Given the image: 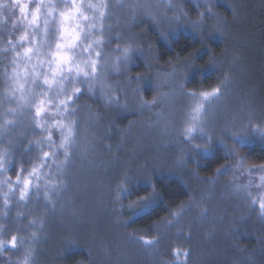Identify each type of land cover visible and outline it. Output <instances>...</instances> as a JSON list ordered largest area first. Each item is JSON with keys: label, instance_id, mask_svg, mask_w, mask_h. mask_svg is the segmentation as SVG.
<instances>
[{"label": "rangeland", "instance_id": "obj_1", "mask_svg": "<svg viewBox=\"0 0 264 264\" xmlns=\"http://www.w3.org/2000/svg\"><path fill=\"white\" fill-rule=\"evenodd\" d=\"M3 2L10 4L11 0ZM21 2L28 3L29 12L35 8V0ZM52 2L57 5V14L48 17L51 24L47 36L43 33L44 16H41L40 28L36 30L27 26L18 8L11 13L4 10V19L0 21V29H22L10 34L8 43L11 40L12 44L6 46L4 41H0V152H6L8 156L18 151L19 146L30 145L40 158V164L45 165L39 170V179L31 177L33 191L27 199H19V191H15L19 189L17 187L8 193L10 203L7 207L4 193L8 192V187L3 183L7 175L0 172V240L7 242L13 235L23 240L15 248L6 243L5 250L0 252V264H21L26 251L31 252V258L53 259L59 257L62 250L71 251L91 243L92 249H85L89 253L90 264H180L184 257L177 259L173 252L177 248L191 252L190 242L194 243V234L196 238L200 235L201 244L209 247L210 236L215 232L213 227H204L196 232L198 223L207 219L205 215L208 213L212 216L211 221L221 224L220 236L230 240L233 228L227 222L223 225L224 221L214 216L221 207L213 202L210 209L195 199L182 207L179 217L168 218L172 220L171 225L163 222L157 226L159 235L151 238L143 236L145 239H159V244L155 245H146L138 239L140 235H131L126 230L129 219L124 218L122 212L128 205L126 198L130 185L149 184L151 175L163 174L186 179L193 191L203 192V197H208L205 191H219L218 204L223 206V213L229 221L241 220L243 217L240 215L253 211L259 212L258 204L253 205L244 192L238 193L236 186H247L253 197L262 196L264 186L259 185L264 172L255 171L249 175L243 169L233 168L223 175L204 180L199 179L191 169L197 156H189L187 164L178 162L181 150L186 147L182 143L181 131L186 127L190 106L195 104L187 93L203 91L187 87L190 74L185 78L181 72L182 59L168 63L159 60L152 37L155 34L167 42L162 33H172L174 38L179 33L190 32L206 38L223 39L222 29H229V24L218 7L235 14L233 0H106L108 7L102 30L99 22L93 29L87 26L89 22L80 21L84 31L91 35L73 50L77 62L88 58V53L82 51L84 44L103 36L102 46L94 45L92 56L96 59L94 52H102L99 58L101 67L99 80L92 81L93 90L88 91V83L81 82L77 86L82 88V95L69 106L70 111L76 108L75 115L68 117L77 122L76 139L69 161L64 166H61L63 150L58 147L61 133L52 121L65 119V115H57L53 106L43 118H36L34 107L23 104L19 91L15 95L12 91L16 88L12 78L13 45L15 51L23 52L19 37L25 31L29 40L35 35L33 47H40L44 53L40 60H49L48 51L55 50L58 12L63 10L64 0ZM91 2L96 4L99 0ZM210 5H214L211 13L207 11ZM87 14L91 17L93 12L87 10ZM23 46H28V42H23ZM124 47L131 48L128 70L125 71L121 64V70L116 72L111 65L116 57L121 56ZM9 49H12L11 55ZM235 54L231 51L216 60L214 67L204 69L224 70L223 84L220 82L214 86L221 87V95L214 100L208 113L207 130L214 138L225 128L235 130L242 123H247L249 117L260 124L256 113L259 109L253 98L245 93L246 84L241 80L242 60ZM33 65H37V72L49 71L48 63L38 65L37 55H33L30 62L21 58L15 65L21 80L27 75L24 67L27 66L30 73ZM138 74H142L139 83L132 79ZM80 80L83 81V77ZM30 87L29 78L25 88ZM138 87L139 91H135ZM41 91L47 92V89L36 88L37 95ZM105 94L118 97V100L108 103ZM48 95L53 97L55 105L58 102L55 92ZM153 99L157 101L155 104L142 106V100ZM9 109L16 111L9 112ZM59 111L63 113L62 109ZM37 119L51 130L55 143H50L47 132L36 126ZM8 120L13 123L6 124ZM123 124L126 126H121ZM227 143L230 146L233 144L231 140L225 141V145ZM214 145L221 144L214 139ZM45 151L55 153V156L45 161ZM235 163L238 161L233 160L231 164ZM121 188L126 191L122 193ZM45 191L49 193V199L45 198ZM214 197L216 199V195ZM14 230H18V234ZM201 257L206 259L205 254ZM197 258L200 260L198 254ZM12 259L14 261H10Z\"/></svg>", "mask_w": 264, "mask_h": 264}, {"label": "trees", "instance_id": "obj_2", "mask_svg": "<svg viewBox=\"0 0 264 264\" xmlns=\"http://www.w3.org/2000/svg\"><path fill=\"white\" fill-rule=\"evenodd\" d=\"M232 4L236 8L235 14L222 6L218 7L229 24V29H222L223 39H205L204 35L198 36L190 32L179 33L176 37L166 40L167 42L162 41L155 34H152V37L155 41L158 58L162 63L182 59L196 49H200L198 63H203L209 57L216 61L224 57L225 54L234 51L235 55L242 60L241 80L248 89L246 92L245 89L243 90L253 98V103H256L259 109L256 111L259 116L258 122L264 125V0H233ZM21 31L22 29H0V41H4L8 46L10 34ZM9 54H12V49H9ZM222 73L224 70L222 72V69L218 68L210 71L204 70L202 74L196 76L190 74L187 87L193 91L212 89L222 82L224 76ZM121 126H126V124ZM226 145L231 147L229 143ZM19 147L18 151L5 156L7 171L4 173L7 178L11 177L12 181L16 179L17 174L23 178L28 175L34 165L37 167L40 165V158L37 157L32 146ZM236 150L238 154L246 157L245 165L264 164V139L258 136L251 137L236 145ZM232 162V159L225 158V146L214 145L210 154L198 157L192 163L191 169L195 171L199 179L205 180L216 177L218 175L216 169L222 164H231ZM149 181L151 185H154V189L147 183L130 185L129 194L126 198L128 205L123 208L122 212L124 218L129 219L126 225V230L129 233L154 237L159 235V230H156L157 226L163 224L172 213L193 200H200L210 209L213 202L215 206L221 207L220 212L214 216L221 218L220 221H224L223 225L227 222V225L233 228L230 240L220 236L221 224L211 221L212 216L208 213L205 215L207 219L198 223L197 227H199L196 232L199 233L204 227L206 229L213 227L215 232L213 231L210 236V244L207 245L209 247L201 244L200 235L196 238L194 234V243L190 242L192 245L187 264H264V217L258 211L240 215L243 217L241 220L229 221L223 213V206L218 204L220 203L219 191H205L208 197L210 196L208 199V197L201 196L202 191H193L186 179L168 174L151 175ZM17 190L19 191V189L15 191ZM152 190L156 192L157 198L149 209L140 210L135 206L129 207L134 201H138L139 197L151 193ZM213 197L215 201H213ZM14 231L18 234V230ZM91 244L71 251L62 250L60 256L53 259L29 257L30 264H90L89 253L85 249L90 251L92 249ZM197 254L200 256V260L197 258ZM203 254L206 255V259L201 257Z\"/></svg>", "mask_w": 264, "mask_h": 264}, {"label": "snow or ice", "instance_id": "obj_3", "mask_svg": "<svg viewBox=\"0 0 264 264\" xmlns=\"http://www.w3.org/2000/svg\"><path fill=\"white\" fill-rule=\"evenodd\" d=\"M31 2V0H29ZM108 5L106 0H99V3H92L91 0H87L85 5V0H64L63 10H59V29H58V39L55 42V50H49L47 55L50 57L47 61H42L39 59L40 56L44 55L41 52L40 47H33V42H35V35L32 36V39L29 40V34L25 31L19 37L21 46L23 47V52L15 51V45H13L14 57L12 59L13 73L12 78L13 82L16 84L14 88L13 95L17 91L20 92V100L25 105L34 107L35 117L43 118L45 113L49 111L51 107L57 109L56 114L65 115V119L54 120L52 125L60 130L61 141L58 145L59 149L63 150L64 159L61 162V166L67 165L69 158L71 156V150L75 143L76 139V121L74 119H68V117L74 116L76 108L69 110V106L74 104L75 101L82 95V88L77 86L81 82L88 83V91H92L94 85L92 84L93 80H99L100 76V60L102 57L101 51H95L94 55L96 59H93V49L94 45L102 46L103 36L97 37L94 41H89L84 44L82 48L83 52L88 53V58L77 62V58L73 53V50L77 47H80L81 42L87 40L88 36L91 33H86L82 27L80 21L89 22V28H96L97 22L103 29V21L106 16L105 10ZM214 5H210L207 8L209 13L212 12ZM19 9L21 17L26 21L27 26L33 28L34 30L40 28V19L41 16H44L43 22V33L45 36L49 34V27L51 21L48 17H55L57 14V5L52 2V0H35V8L29 12L28 3H22L21 0H11V3H5L3 0H0V21H3L4 10H8L10 13L13 9ZM87 10H91L93 15L90 17L87 14ZM69 22H72L71 25ZM166 40L172 38V33H162ZM205 39H207L205 37ZM28 42V46L24 47L23 42ZM9 44H12V41H9ZM206 46V45H204ZM6 51V50H5ZM130 47H124L121 51V56L116 57L115 62L111 65L112 70L119 72L121 70V64L124 66V70H128V61L130 57ZM200 49H196L191 53H188L187 56L182 58L181 72L184 74V77L187 78L189 74L196 76L197 74H202L204 69L214 67L215 60L212 57H209L208 60L203 63H198L200 59ZM37 55L38 65L42 66L43 63H48L49 71L47 73L37 72V65L32 66V70L29 73L28 67L25 66L23 71L27 74L23 80H21L20 74L17 71L15 65L18 61L23 58L27 61H31L32 56ZM83 64V67L81 66ZM107 70V69H105ZM74 74V75H73ZM83 77V81L80 78ZM30 78V88H25V84L29 82ZM137 83L142 79V74H138L136 77L132 78ZM227 79V78H226ZM223 84V82H222ZM183 87V85H181ZM36 88H46L47 92L41 91L38 95L36 93ZM71 88L69 92L68 89ZM55 92V97L57 103L53 102V97L48 95V93ZM139 91V87L135 90ZM221 87H216L211 91L203 92H188L187 95L191 96L195 101V104L190 106V111L188 113V119L186 120V127L181 131V136L184 138L182 143L185 144V148L181 150V155L179 158V163L187 164L188 157L191 155L197 157L207 156L212 152L214 139L219 142L221 145H225V141L231 140L233 142L231 147L225 145V158L238 161L235 164H222L219 168L216 169L218 175H223L229 171H232L233 168L243 169V171L251 175L255 171L264 172V164L260 165H250L245 166L244 161L246 157L237 153L236 145L241 144L242 142L248 140L251 137L258 136L261 139H264V125L255 123L251 117L248 118L247 123H242L238 128L233 130L232 127L225 128L218 137H213L207 130L208 128V113L211 109V105L214 100L219 99L221 95ZM107 97V102L111 103L113 100H118V97L110 96L105 94ZM63 97V98H60ZM157 101L153 99L152 101H141L142 106H147L149 104H155ZM63 110L61 113L59 110ZM15 109H9V112H15ZM65 120L67 122H65ZM13 121L8 120L6 124H12ZM36 126L41 128L43 131L47 132V140L50 143H55L52 141V132L49 129L44 127V124L40 119L36 120ZM197 140L201 141L200 143L196 142ZM6 152L0 153V172H6ZM55 156V153L45 151L43 152V160H47L49 157ZM45 165L41 163L38 167L34 166L27 176L21 177L20 174H17L15 183H12L11 177L6 178L3 183L7 185L8 192L4 193V203L7 207L10 203L9 192H12L17 187L19 188V199L21 201L26 200L32 187L31 177L35 176L39 179L38 173ZM23 171V169H21ZM261 185L264 186V175L260 177ZM53 186L55 187V183ZM154 189V185L150 184ZM37 188L39 185L37 184ZM126 189L121 188L123 193ZM236 191L244 192L247 199L251 201L253 205L258 204L259 212L262 217H264V195L259 197H253L252 193L248 191L247 186L237 185ZM45 198L49 199V193L45 191ZM157 194L153 190L151 193L141 196L138 198V201H134L133 204L129 207H138L140 210L149 209L156 202ZM183 212V208L178 212L171 214L173 218L179 217ZM34 223V221H33ZM166 224L171 225L172 220H166ZM42 226V225H41ZM35 237V233L32 234ZM131 235H135L132 233ZM143 241L146 245H155L159 244V239H145L143 236L138 238ZM6 243L15 248L18 244H22L23 240L19 239L17 236L13 235L11 239L7 242L0 240V252H3L6 248ZM31 252L26 251L25 256L21 264H30ZM173 255L179 259V257H184L183 261L180 264H187L188 257L190 256V250L185 251L183 249H175Z\"/></svg>", "mask_w": 264, "mask_h": 264}]
</instances>
